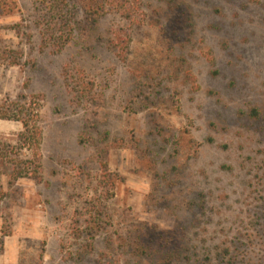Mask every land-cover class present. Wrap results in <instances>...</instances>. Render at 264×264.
I'll return each instance as SVG.
<instances>
[{
    "label": "rangeland",
    "instance_id": "374dc122",
    "mask_svg": "<svg viewBox=\"0 0 264 264\" xmlns=\"http://www.w3.org/2000/svg\"><path fill=\"white\" fill-rule=\"evenodd\" d=\"M60 2L0 0V100L43 130L39 177L1 169L0 264H264V0L115 4L94 30L97 0Z\"/></svg>",
    "mask_w": 264,
    "mask_h": 264
},
{
    "label": "trees",
    "instance_id": "16d2710c",
    "mask_svg": "<svg viewBox=\"0 0 264 264\" xmlns=\"http://www.w3.org/2000/svg\"><path fill=\"white\" fill-rule=\"evenodd\" d=\"M61 0H51L53 9L62 10ZM139 0H97L95 6H92L87 12L85 23L87 27L94 30L98 26L101 17L105 14L108 7H114L115 4L128 6V12L133 13L138 8ZM71 22V21H70ZM69 22V23H70ZM67 23L68 25H70ZM120 44L125 42L121 38ZM128 38V43H129ZM119 45V44H118ZM88 83L82 81L80 83L81 91L84 95H88ZM0 120L16 121L23 125V131L18 136L17 145H13L0 138V194H1V169H7L11 182L13 184L22 178L39 177V171L42 168V145H43V130L40 126V114L38 111L31 109L26 104L21 103H3L0 100ZM30 152L32 158L24 159L22 153Z\"/></svg>",
    "mask_w": 264,
    "mask_h": 264
}]
</instances>
